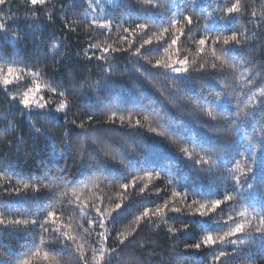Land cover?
<instances>
[{
    "label": "trees",
    "instance_id": "trees-1",
    "mask_svg": "<svg viewBox=\"0 0 264 264\" xmlns=\"http://www.w3.org/2000/svg\"><path fill=\"white\" fill-rule=\"evenodd\" d=\"M235 2L0 5V23L7 28L0 31V72L7 75L12 67L9 78L19 77L7 87L0 83V261L77 264L82 252L88 264H97L105 244L97 233L107 229L106 248L116 249L105 251L108 264H264V238L256 231L264 228V0H239L240 11L221 21ZM174 19L180 23L172 24ZM108 20L110 27L100 26ZM139 24L148 27L140 30ZM233 33L242 43L223 45ZM216 36L220 42L214 44ZM202 37H208L203 46L197 43ZM149 38L152 43L137 55ZM90 43L122 51L102 53ZM101 55L107 60L97 59ZM185 59L186 74L156 65L160 60L179 66ZM37 80L64 92L66 109L54 117L24 109L19 98ZM40 94L50 106L61 100L48 87ZM225 195L233 199L215 213H197L200 204L211 208ZM166 202L163 215L137 221L146 208L155 213ZM117 204L122 209L113 211ZM95 207L115 219L105 217L104 228L89 223ZM50 211L57 222L49 220L48 232L8 223L37 216L44 222ZM230 216L245 223V231L226 238L236 243L220 244L219 237L234 227ZM52 228L75 237L67 241L70 249L60 250L64 245L53 239ZM209 233L216 245L193 247ZM220 252L228 256L214 260Z\"/></svg>",
    "mask_w": 264,
    "mask_h": 264
},
{
    "label": "snow or ice",
    "instance_id": "snow-or-ice-1",
    "mask_svg": "<svg viewBox=\"0 0 264 264\" xmlns=\"http://www.w3.org/2000/svg\"><path fill=\"white\" fill-rule=\"evenodd\" d=\"M28 2L31 5H43L46 3V0H28ZM150 2V0H149ZM7 3V0H0V5H5ZM225 16L221 17V21L223 20H227L230 18L231 14L233 13H238L240 11V4H239V0H236L235 3H232L230 7H226L225 8ZM253 16H255V13H252ZM262 16H264V14H262ZM184 21L187 22L188 25H192L193 24V20L190 16H185L184 17ZM93 24H96V21L93 20L92 21ZM172 24H177L180 23V21L178 20H172L171 21ZM112 24L111 20H108L106 23H104L103 25H100L102 27L108 28L110 27ZM148 27V25L146 24H139L137 25V28L140 30H144ZM72 31H74L75 29L72 28L70 29ZM0 31H7L6 25L4 23H0ZM127 31V30H125ZM181 33H183V29L180 30ZM205 31H208L207 26L205 27ZM164 32H167V29H164ZM16 33H13V35H15ZM158 39H160L158 37ZM177 39L173 38L171 40V43L169 44V48H171L173 45H175L177 43ZM208 37H202L199 41H197V43L201 46L205 45L206 41H207ZM247 38L245 37V42H246ZM220 42V37L216 36L213 39V43H219ZM152 40L151 38L147 39L144 41L143 44L140 45V48L136 49V54L139 55L140 53V49L144 47L145 44H151ZM242 43L241 39L238 37V35L236 33H233V35L229 36V37H225L223 39L222 44L223 45H230V44H235V45H240ZM53 50H55L56 45L53 44L52 45ZM89 48L90 49H98L100 50L102 53H108L110 50L112 52H118V51H122L121 49H117V48H111L110 47H104V48H100V45L98 44H89ZM201 52L203 51V47H201L199 49ZM165 51H168V49L166 48ZM221 51H224L225 53H227L228 49L226 48H221ZM213 53H215V49H213ZM94 55V54H93ZM90 60L93 58V56H89L88 57ZM97 59L100 60H107V57L104 55H101L100 57H97ZM216 59L223 61V57H216ZM156 65L159 67L164 68L165 70H169L173 73H188L189 69H188V61L185 60H179L177 61V65H173L171 63H163L160 60L156 61ZM213 68L216 67L215 64L212 65ZM201 68H203V65H201ZM15 72V69L12 67L8 68V74L5 75L2 72H0V83H2L5 87H7L8 85L13 83L14 79H19L18 76L13 77L12 79L9 78V76H12V74ZM29 75L32 76H39L40 73L39 72H29ZM253 81L250 79L249 83L251 84ZM44 87H48L49 90L53 93H56L59 97H61V100L57 106V108L55 109V112H62L64 109H66V107L68 106V102L66 99H64L65 97V93L64 92H59L57 88L55 87H51V84H47V85H41L39 83V81L37 80L35 82V86L34 87H30L27 91H25L22 95V97L19 98V103L23 106L24 109L26 110H32L33 108L36 109H49V101L44 100V98L42 96L39 95V93L42 91V89ZM31 94V95H30ZM220 94H217V98H219ZM261 96H264V89L261 90L260 92ZM12 100H16L17 97L15 95L11 96ZM46 115L49 116H53L54 117V113L49 109L46 113ZM213 120L216 119V116H214L212 114L211 111H209L207 113ZM115 115V114H113ZM237 115H239V111L237 112ZM89 120L92 119L91 116L88 117ZM109 119H112V117H109ZM147 119V118H145ZM121 122L124 121V117L121 116L120 117ZM137 124H139V121H137ZM81 128H83V124L80 125ZM255 158V153H253V159ZM83 159V158H82ZM196 163H199V161H197ZM249 172L252 171L251 168L248 169ZM147 175L149 177H151V173H147ZM240 182V178L237 177V186L239 185ZM246 182V181H245ZM133 186H135L134 182H133ZM28 185H24L25 190L28 189ZM122 187L124 189H128L129 185L128 184H123ZM147 187V185H145L144 188H140V193L143 194L145 192V188ZM249 187L251 188L252 185H249ZM15 192L19 193V189H15ZM157 192H159V190H157ZM233 199L232 196L230 195H225L223 197V200L221 199H215L211 202V208H208V206L206 204H200L199 207L196 209L197 213H199V215L204 216L206 212H212L215 213V211L220 207V205L224 204L225 202L231 201ZM123 205L122 204H117L115 209L113 211L116 210H120L122 209ZM262 207H264V205H262ZM167 208V202L165 203V205L163 207L157 206L155 209V213H152L150 209H145L143 211V213H141L140 216L136 217L137 221L143 220L145 218H151V216L153 215H163L165 212V209ZM95 213L96 215V219L95 221H88L89 223H97L101 228L105 227V217L108 218V222L111 223L112 220L115 219L114 216H112V212L110 211H102L100 207H95ZM172 211L175 212H179L181 211V209L178 208H174L172 209ZM55 213L54 212H48L47 216L45 217V221L41 222L39 220V217L37 216V219L32 220L31 222L27 221V220H15V221H9L8 223L10 224H15V225H25L27 226L29 223H31L33 226L39 225L40 228L42 229L43 232H48L49 231V227H46L45 225L48 224L49 220H51V224H55L57 221L55 220ZM243 215V214H241ZM229 220L233 222L234 227H230L229 231L225 232L222 236L219 237V243L220 244H224V243H236V241L234 240H230V239H226V238H230L232 236H234L236 233H242L245 231V223H236L233 218L230 216ZM5 221L0 219V224H4ZM262 224H264V221H262ZM52 232L54 233L53 239L57 242H60L61 244L64 245L63 248H61V251H64L65 249H70V245L67 244V241H74L75 237H73L72 235H70L67 231H61L60 228H52L51 229ZM173 229H170V231H172ZM87 232V230H85ZM257 232L262 233V238H264V228H257L256 229ZM90 235V233H89ZM119 235V234H118ZM97 236H99L100 238L103 239V241L105 242L104 246L101 247L100 251H99V257L97 260V264H101V262H103V264H108V261L105 259V251H109L110 253L114 254L116 252V249H107L106 248V242L109 239V234L107 233V229L104 232H99L97 233ZM124 239H127V237H125ZM124 239L120 240V243L123 244L124 243ZM202 244L204 246H208V245H216L217 244V240L213 238V236L209 233L208 235L204 236L202 241L200 243H196L195 245H193V247L199 249ZM77 250L79 251V249L82 248V245H77ZM47 253H45V257H47ZM228 254L225 252H220L219 255L214 257V260H220L221 257H227ZM95 258V257H94ZM77 264H88V260L87 258L83 255V253L81 252L77 257ZM0 264H11V261H0ZM21 264H30V260L29 259H25L21 262Z\"/></svg>",
    "mask_w": 264,
    "mask_h": 264
},
{
    "label": "rangeland",
    "instance_id": "rangeland-1",
    "mask_svg": "<svg viewBox=\"0 0 264 264\" xmlns=\"http://www.w3.org/2000/svg\"><path fill=\"white\" fill-rule=\"evenodd\" d=\"M31 95V94H30ZM39 95L41 96V94L39 93ZM58 105H55V106H50L49 105V109L54 113V116L55 115H58L59 112H55V109L57 108ZM49 109H44V111H48ZM37 110H41V109H36V108H33L32 110H29V111H37Z\"/></svg>",
    "mask_w": 264,
    "mask_h": 264
}]
</instances>
